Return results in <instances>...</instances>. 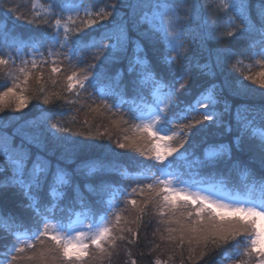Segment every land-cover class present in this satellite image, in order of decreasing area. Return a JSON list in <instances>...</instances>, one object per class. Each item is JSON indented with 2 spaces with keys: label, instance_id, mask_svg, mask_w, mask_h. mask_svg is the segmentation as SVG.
I'll list each match as a JSON object with an SVG mask.
<instances>
[{
  "label": "snow or ice",
  "instance_id": "snow-or-ice-1",
  "mask_svg": "<svg viewBox=\"0 0 264 264\" xmlns=\"http://www.w3.org/2000/svg\"><path fill=\"white\" fill-rule=\"evenodd\" d=\"M0 77V264H264V0H0Z\"/></svg>",
  "mask_w": 264,
  "mask_h": 264
},
{
  "label": "trees",
  "instance_id": "trees-1",
  "mask_svg": "<svg viewBox=\"0 0 264 264\" xmlns=\"http://www.w3.org/2000/svg\"><path fill=\"white\" fill-rule=\"evenodd\" d=\"M17 2H21V3L27 4L28 0H17ZM254 4H255V0H254ZM9 25L11 26V21H9ZM247 62L248 61H246V63ZM47 67L48 66L46 65L45 66V70H47ZM253 70L255 71V69H253ZM3 84H4V80H3L2 77H0V85H3ZM34 87H35V85L33 84V88ZM2 90H3V87H0V91H2ZM39 103L40 102L37 101V100H32L31 103H29L28 106L25 109H23L22 113H10V116L14 117L15 119H13L11 121L10 126L5 131L11 132L13 130V128L19 127L20 125L24 124L25 121L36 119L39 116L40 113H39V111L36 108L33 107V105H37ZM44 107H48V106L45 105ZM2 115L3 114H0V116H2ZM79 118H81V119L83 118V113L80 114ZM5 119H7V117H5ZM121 206H123V205H121ZM149 233L150 232L146 231V234H145V229L142 230L141 234H143V241H141V246H140L139 250L144 251L145 252V256H144V258L142 260L139 257H137L138 264H148V262L150 260H152L157 255V253L149 254V252H148L149 248L152 246L151 242H150V239H149V238H151V236H150L151 234H149ZM122 247H125V246L123 245ZM131 250L133 252V255L135 256V254L137 252V247L136 246H131ZM161 258L162 259H166V256H161ZM127 260H128L127 255L122 251L120 256H119V258L116 257V258L113 259L112 264H126ZM175 264H179V258L178 257H177V259L175 261Z\"/></svg>",
  "mask_w": 264,
  "mask_h": 264
},
{
  "label": "rangeland",
  "instance_id": "rangeland-1",
  "mask_svg": "<svg viewBox=\"0 0 264 264\" xmlns=\"http://www.w3.org/2000/svg\"><path fill=\"white\" fill-rule=\"evenodd\" d=\"M155 227H156V225H155V223H153V224H151V225H149V226H147L146 228H145V234H146V231H148V232H150L149 234H151L150 236H151V238H149L150 239V242H151V245L153 244V243H159V240L158 239H155L154 237H153V235H152V233H153V231L155 230ZM144 230V229H143ZM141 241H143V234H141ZM149 244V243H148ZM123 246V245H122ZM119 258V257H118Z\"/></svg>",
  "mask_w": 264,
  "mask_h": 264
}]
</instances>
